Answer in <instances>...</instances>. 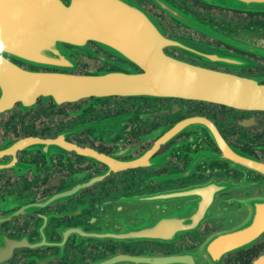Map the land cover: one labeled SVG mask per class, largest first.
<instances>
[{
    "label": "flooded vegetation",
    "instance_id": "1",
    "mask_svg": "<svg viewBox=\"0 0 264 264\" xmlns=\"http://www.w3.org/2000/svg\"><path fill=\"white\" fill-rule=\"evenodd\" d=\"M108 1L101 18L124 17ZM122 2L161 37L245 62L163 52L264 85V14ZM93 31L57 62H0V264H264V110L163 92L142 35ZM68 77L93 88L66 91Z\"/></svg>",
    "mask_w": 264,
    "mask_h": 264
},
{
    "label": "water",
    "instance_id": "2",
    "mask_svg": "<svg viewBox=\"0 0 264 264\" xmlns=\"http://www.w3.org/2000/svg\"><path fill=\"white\" fill-rule=\"evenodd\" d=\"M110 1H112L110 5L114 7L111 12L124 17L101 18L104 11L100 10L108 4V0H70L69 6L65 4V0H0V41L4 45L3 52H0V62L8 63V56L12 53L33 63L57 62L63 59L62 56H58L63 54L59 47L66 44H85L93 37V30L96 28L106 30L107 25L110 29H115L116 36L112 34L113 31H108L115 40L118 33L121 35L126 33V38L139 43L142 35L144 43L141 45L147 50L149 57L151 56L150 61L154 62V69L149 70L148 78L156 81L153 85L163 92H169L168 94L185 100L195 99L233 108L264 110V85L260 80H249L238 75L192 65L170 56L162 49L175 47L180 51L193 53H197L195 50H199L201 54L213 52V55L208 56L216 62H222V65L245 62V58L204 44L192 42L185 44L170 40L165 35L161 37L156 31L153 20L142 10L132 8L131 5L122 2L124 0ZM154 1L163 7L162 0ZM198 1L228 10L264 14V0ZM96 4L99 7L95 8ZM174 10L177 14H182L177 8ZM171 12L173 13L172 10ZM79 13L88 14L87 17L81 18L80 15L77 18L76 14ZM128 13L134 16L126 17ZM138 13L141 16L136 17ZM100 24L106 25L102 28ZM141 24H146L144 31H142L143 27L141 29ZM79 29L85 32L82 33ZM159 36L160 40H157ZM156 51L159 52L158 55L156 53L152 55V52ZM14 72L19 75L17 71ZM29 77L49 78L48 75L36 74ZM98 81L88 82L96 83L99 88L103 83ZM77 85L81 86L82 90L87 86L93 88V85L86 82L80 81L78 84V79L70 77L64 79L66 91L75 92Z\"/></svg>",
    "mask_w": 264,
    "mask_h": 264
},
{
    "label": "clouds",
    "instance_id": "3",
    "mask_svg": "<svg viewBox=\"0 0 264 264\" xmlns=\"http://www.w3.org/2000/svg\"><path fill=\"white\" fill-rule=\"evenodd\" d=\"M3 50H4V45H3V42L0 41V52H3Z\"/></svg>",
    "mask_w": 264,
    "mask_h": 264
},
{
    "label": "rangeland",
    "instance_id": "4",
    "mask_svg": "<svg viewBox=\"0 0 264 264\" xmlns=\"http://www.w3.org/2000/svg\"><path fill=\"white\" fill-rule=\"evenodd\" d=\"M256 53L262 57H264V52L257 50Z\"/></svg>",
    "mask_w": 264,
    "mask_h": 264
}]
</instances>
